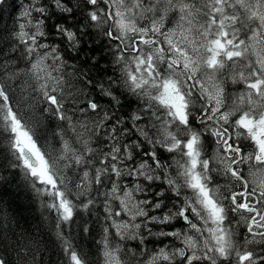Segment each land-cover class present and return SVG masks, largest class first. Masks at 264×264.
<instances>
[{"label": "snow or ice", "instance_id": "snow-or-ice-1", "mask_svg": "<svg viewBox=\"0 0 264 264\" xmlns=\"http://www.w3.org/2000/svg\"><path fill=\"white\" fill-rule=\"evenodd\" d=\"M20 21L0 27V184L18 170L57 229L101 202L103 264H264V0H28ZM3 232L0 264H17Z\"/></svg>", "mask_w": 264, "mask_h": 264}, {"label": "trees", "instance_id": "trees-1", "mask_svg": "<svg viewBox=\"0 0 264 264\" xmlns=\"http://www.w3.org/2000/svg\"><path fill=\"white\" fill-rule=\"evenodd\" d=\"M8 3H13V0H8ZM15 5L17 6L15 11L9 9L7 4L4 5V22L0 24V27L6 26L10 30L18 27V23L21 22L20 14L28 6V0H15ZM9 13H12L11 19H9ZM48 23L49 26L56 23V17L54 16ZM92 38L97 40L99 48L105 47L103 37H97L93 33ZM54 40H58V37H49L48 42H53ZM15 55L19 56L20 53L17 52ZM99 55L101 53L98 51L97 56ZM104 55L107 56L106 50ZM108 59L110 60V56H108ZM14 62L18 63L19 67H24L25 62L23 59ZM101 63L104 64L105 62L102 61ZM68 71L70 72L71 68ZM111 71L112 69L109 67L108 72L111 73ZM93 74L95 75L96 73L94 72ZM20 85L27 88V85L23 83V79L20 81ZM19 98L18 89L17 99ZM24 99L25 104L23 110L29 117L30 122L42 128V134L47 138L49 144H57L58 138L54 133L57 131V126L61 125V122L42 113L40 110L41 105L30 107L27 103L29 99L27 91L24 93ZM206 139L209 145H213L211 137H207ZM7 154L6 134L0 133V162H3ZM165 155L167 156L169 154L165 153ZM0 171L3 170L0 169ZM4 175L8 179L6 183L0 184V229L4 230L3 234L8 237V243L10 245H17L20 249L19 258L13 253V260L17 261V264H66L61 241L57 236L58 231L62 232L77 250L85 255L88 264H103L102 245L100 241L103 238V228L107 226V223L105 221L106 213L101 202L98 201L90 209L91 214L80 212L74 224L71 226L61 224L60 229H57V216L55 212L46 208L44 206V200L26 186L19 171H4ZM123 182L130 187L134 183L128 178H125ZM166 195L169 194L166 193ZM137 196L141 197V194L138 193ZM169 207H171V204H169ZM155 214L159 213L157 212ZM124 218L121 216L116 219L120 220ZM85 221L90 229L88 233L82 231ZM173 223L176 228L183 226L182 221H174ZM153 230L155 231L157 229L154 228ZM241 230H243V226H241ZM112 231L114 232V230ZM110 239L114 243L116 242V238L111 234ZM150 240L151 242L147 245L150 251L154 247L162 246L156 238H150ZM163 242L168 243L169 241L164 239ZM135 243L134 241L128 242L130 246Z\"/></svg>", "mask_w": 264, "mask_h": 264}, {"label": "flooded vegetation", "instance_id": "flooded-vegetation-1", "mask_svg": "<svg viewBox=\"0 0 264 264\" xmlns=\"http://www.w3.org/2000/svg\"><path fill=\"white\" fill-rule=\"evenodd\" d=\"M214 144V143H213ZM215 148V145H209V153H211L213 151V149ZM221 183H223V179L220 180Z\"/></svg>", "mask_w": 264, "mask_h": 264}, {"label": "rangeland", "instance_id": "rangeland-1", "mask_svg": "<svg viewBox=\"0 0 264 264\" xmlns=\"http://www.w3.org/2000/svg\"><path fill=\"white\" fill-rule=\"evenodd\" d=\"M208 141V140H207ZM209 143V142H208ZM214 145V144H213ZM167 154V153H166Z\"/></svg>", "mask_w": 264, "mask_h": 264}]
</instances>
